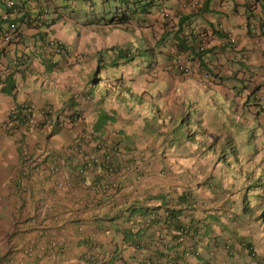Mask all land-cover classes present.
<instances>
[{"label": "clouds", "instance_id": "obj_1", "mask_svg": "<svg viewBox=\"0 0 264 264\" xmlns=\"http://www.w3.org/2000/svg\"><path fill=\"white\" fill-rule=\"evenodd\" d=\"M96 1L102 2L0 0V55L4 46H9L21 60L13 63V67L0 62V129L9 131L0 133V169L6 170L0 174V226L4 230L13 226L17 216L16 229L28 228L34 234L36 230L44 229L43 221L47 219L46 228L51 230L48 232L49 243L59 253L53 256L50 264H109L108 259L104 260L105 257L98 253L95 240L103 231L91 230L80 222L79 217L71 218L69 221H74L75 226L68 230L75 239L69 241L66 223L72 212L52 207L47 198L42 202L41 193L36 196L31 190L42 187L59 197L68 191L72 202L67 207L77 206V202L83 204L84 200L94 203L97 209L106 207L111 200H106L105 194L101 193L100 179L105 174L100 172L101 166L117 165L120 161L123 164L125 156H132L141 175L137 179H126L128 186L124 195L139 196L148 190L152 195L147 201L150 204L160 203L156 197L159 195L163 206L158 212L170 214L181 210L177 223H181V230L185 228L184 223L189 226L186 236L191 245L197 247L206 239L213 244L205 250L198 247L195 254L187 251L182 254L179 250L178 254L184 258L175 261L184 264L192 260V264H203L207 259L208 264H212L213 257L219 264H248L254 257L263 264L264 257L259 256L252 239L244 240L230 231L254 219L264 226V142L253 139L252 143H245L254 135L249 127H241L244 118L234 116L233 106L230 114L239 122L231 120L234 127L231 129L225 124L220 132L219 128L204 125L202 107L184 99L195 86L202 92L208 90L217 83L219 73L211 68L205 55L211 48L220 52V47L211 41L203 51L195 52V37L190 32L192 24L196 22L202 26L206 35L205 26H212L213 22L203 23V19L207 16L210 20L216 16L224 18L225 11L215 9L210 0H202L195 9L174 13L184 1L178 0L172 7L156 8L162 17L159 25H153V22L132 24V16L129 21L118 22L117 16L125 10L122 8L114 11L113 20H109L111 16L107 19L88 17L78 28L71 25L76 29L71 42L55 33V24L66 16L60 12L63 5L78 3L88 8L89 15L96 11ZM206 6L213 13L206 11ZM243 9L244 13V6ZM162 10L169 16L164 17ZM214 13L216 15L212 16ZM247 17L248 14L243 20ZM157 28L162 32L153 43L143 31L150 29L155 33ZM110 35H117L116 40ZM122 35L128 39H123ZM23 36L30 40L28 44L22 42ZM164 42L168 47L163 52L161 64L155 59L140 62L143 51L154 55L155 46ZM197 66H204L206 74L195 68ZM26 84L30 85L27 87L29 93ZM20 94L22 96L18 97ZM230 96L237 101L235 93L224 94L230 104ZM2 98L9 100L3 110ZM213 102L219 104L215 98ZM20 107L23 117L28 119L22 127V131L25 128L27 132V144L16 141L19 131L14 120ZM176 107L178 110L174 115L167 114L161 120L157 116L165 113L166 108ZM171 128L177 129L172 136L168 134ZM42 129L45 131L41 137L39 132ZM35 142L36 147L33 146ZM29 147H32L33 155ZM48 147L53 148L52 152L59 160L56 172H53L52 163L35 169V163ZM113 148L116 150L115 159L111 152ZM67 154L76 160L71 164L77 166L73 172L72 167L64 162ZM91 165H94L95 177L89 169ZM192 168L194 172L189 175ZM32 169L36 172L28 192L38 197L37 205L29 204L30 198L24 191ZM18 189L20 191L16 194ZM25 194L27 202L21 207L16 202L20 204V197ZM178 195L183 196L177 199ZM119 204L121 206L116 207ZM110 207L122 213L115 216L118 222L111 230L122 225L139 230L141 235L137 237L143 238L157 251L165 250V243L173 240L174 232L161 237L158 235L161 234L159 224L145 229L139 217L128 216L125 209H121L127 207L126 201L115 205L111 201L108 209ZM29 217L34 219L33 226L28 223L33 222ZM52 220L54 225H49L47 222ZM237 238L247 242L252 252L247 253L243 245L235 247L234 244L239 243ZM228 243L233 246L230 249L234 254L232 258L228 254ZM56 244L61 245L55 247ZM118 245L121 250L128 246L127 243ZM84 246H89L88 251L84 252ZM40 263V259L34 262Z\"/></svg>", "mask_w": 264, "mask_h": 264}, {"label": "trees", "instance_id": "obj_2", "mask_svg": "<svg viewBox=\"0 0 264 264\" xmlns=\"http://www.w3.org/2000/svg\"><path fill=\"white\" fill-rule=\"evenodd\" d=\"M208 0H205L207 2ZM132 16V13H129L124 10V12L117 16L118 22H124L129 21ZM114 17L111 16L109 20H113ZM133 20V19H132ZM138 22H142V20H136ZM131 21L132 24L133 22ZM139 24V23H138ZM197 26V23L194 22L192 24V28ZM24 113L21 112V107L18 109V113L15 116V122L14 125L17 126V129L19 131V136L16 138V141L27 144L28 141L26 140V129L24 128V131H22V127L24 124L28 122V119L23 117ZM18 117V119H17ZM25 127V126H24ZM9 132L8 130H4L3 128L0 129V133ZM33 146H38V144L35 142L33 143ZM40 147V145H39ZM46 148V146H44ZM53 148L48 147L44 152L41 159H39L35 163V169L39 168L40 166H46L47 164L52 163L53 172H56L55 167L58 165L59 160L55 158V153L52 152ZM116 150L113 148L111 149L112 157L115 159V152ZM32 154V152H31ZM33 155V154H32ZM50 158V159H49ZM76 160L73 156L70 154L66 155L65 164L69 167H72V163H74ZM85 163H81L80 165H84ZM118 165V166H117ZM112 164L109 163L107 166H101L100 172L105 173L103 177L100 179V185H101V193L102 195L105 194L106 200H115V201H126L127 207L121 208L125 209V212L128 216H134L136 215L139 217V221L144 224V228L148 229L151 225L159 224L160 227V233H158L159 236L165 237L169 233H172V239L167 244L163 246L165 250L157 251L154 248H151L152 246L145 242L143 238H138V235H141L139 233V230H133L128 225H122L120 227H117L112 230L113 235L109 236V243L101 244L99 247H101L98 250V253L103 254V257L106 256L108 253V259L109 264H128L126 257L123 256L121 253V249H119V243H117V240L125 241L128 246L135 247L134 250L141 254L139 261H141L140 264H173L175 261V258L181 259L183 255H179L178 251L181 250L182 254L188 253L195 254L198 247L203 248V250L207 249L208 247H213V244L209 243V239L204 240L203 243H201L199 246L195 247L190 244V242L187 240V234L189 233V226L185 224V228L182 230L180 229L181 223H177V217L178 214L181 212V210L177 212H173L170 214H167V212H158V210L163 206V201L160 200L159 195H156V197L159 199L160 203L153 204L150 202H147L150 198L151 192L148 190H145L142 194L140 193L139 196H133V197H127L125 194L126 186H128L126 179H137L138 175H141V171L137 168V164L135 159L132 156H125L124 162L120 161L119 164ZM106 167H110L109 169ZM77 168L76 165L72 167V172ZM92 174V177H95V171H94V165H91L90 168ZM109 171V172H108ZM35 170H31V179L27 180L24 186L25 193L27 192V195L30 198L29 204L31 205H37L39 203L38 197H34L32 193H35L36 196L40 195L43 197L41 201L45 198L50 200V205L56 206L57 209L60 207H66L69 203L72 202V195L67 191L66 195L63 197L56 196L55 194H50V191H47L40 187L35 190H31V192H28L32 186H33V174L35 173ZM79 174V172H78ZM115 175V177H113ZM68 180H66V183ZM134 186L133 184H130ZM20 189H18L15 193H19ZM12 195L15 196L14 193ZM46 195V196H45ZM176 195V194H175ZM19 196V194H18ZM114 196V197H113ZM183 195H178V197H182ZM83 198L86 197L85 195L82 196ZM20 204L19 202H16L17 205H20L21 207L25 206L27 202V196H21L20 197ZM104 200V198L102 199ZM73 203L75 201L73 200ZM78 205H82L81 202H77ZM83 204H87L86 200H84ZM112 213L108 215V218L111 220L109 223L105 224L104 222H96L97 230L98 231H104L105 229L111 228L116 222H118L115 218V216H120L122 213L119 209H112ZM186 216H189L187 214ZM31 218V217H29ZM17 216L14 218L13 226L8 227L4 230L5 232V239L3 240V248L0 251V264H34L38 262V260H41L40 264H50L53 261V256H58L59 253L57 250H54L52 246L49 243V233L44 232V230H36L34 234L33 231L29 230L28 228H25L24 230L20 228L16 229L17 223H16ZM98 219V217H97ZM20 220V218H19ZM25 221L22 222V225ZM187 226V227H186ZM181 230V232H175ZM239 241L236 242L238 245H235V247H239L243 245V247L246 248L247 253L250 251L252 252V249L248 248L247 242L244 243L240 241L239 238H237ZM149 242V241H148ZM136 243V244H135ZM94 244V243H93ZM61 244H56L55 247ZM106 246V247H103ZM86 247L84 252L88 251V247ZM228 247V254L229 257H233V253L230 252V249L233 247L229 243L227 244ZM152 249V250H151ZM156 250V251H155ZM145 254V257L142 258V256ZM137 257H139L137 255ZM184 258V257H183ZM212 264H219L216 263L215 259L212 257ZM102 262V261H101ZM203 264H208L209 260L204 259ZM256 264H262L257 259ZM264 264V263H263Z\"/></svg>", "mask_w": 264, "mask_h": 264}, {"label": "crops", "instance_id": "obj_3", "mask_svg": "<svg viewBox=\"0 0 264 264\" xmlns=\"http://www.w3.org/2000/svg\"><path fill=\"white\" fill-rule=\"evenodd\" d=\"M214 0H210L211 4L213 3ZM237 1V0H235ZM238 2V1H237ZM237 4H240L239 2ZM237 4H234V10H232V14L235 17L236 20L234 21H242L245 17L246 14L243 13V5L242 6H237ZM206 11H211L210 8H208V6H206ZM212 12V11H211ZM210 12V13H211ZM213 13V12H212ZM248 14V13H247ZM200 15H203V13H201ZM216 14L214 13L212 16H215ZM254 15V14H253ZM252 17V16H250ZM254 17V16H253ZM224 20L229 21L225 18V14H224ZM230 22V21H229ZM204 23V21H203ZM206 23V22H205ZM233 23V22H232ZM206 28L208 27V25L205 26ZM240 31V30H239ZM264 34V32H263ZM262 34H259V36H255V40L251 41V39L249 38H245V37H239L241 39V42L244 43L245 46L249 47V58H250V62H254L255 66L257 64H260V60L259 58L263 57L264 54V46L259 45V41L261 38ZM244 39V40H243ZM217 47V46H216ZM218 50V47H217ZM216 51V48H211L209 49V53H207V55H205V58L212 63L214 58H217V55L219 56L220 60L219 63H221L220 69H219V73H218V81L217 83H214L213 86H210V88L204 92H202V90L198 87L195 86L193 88V90L189 93V95L187 94V97L185 96L184 99L187 100V102H191L193 105H195L196 107L203 108V121H204V125L206 126H210L212 128H219L220 132L223 128V126L226 124V126H228L229 128H233L234 127V123L235 121H237V123L239 122V120H236L234 117H232V115L230 114V110L232 108V105L228 102V100H226L222 94H231V85L234 86L233 87V94L235 93L237 96V100H240L241 104L244 105H248V103L250 105H248L250 107V111L251 113L255 116L254 117V121L257 122V126L260 127L262 134H260L259 138L257 140H261L264 142V78L263 77H259L257 70H249L246 68L248 61H245L244 63L239 62V63H235V62H231L226 58V53L228 51H226V53L224 52V50H222V52H214ZM250 53L252 54V57L250 56ZM17 59L19 60V58H16L14 52L12 49L9 48V46H4V49L1 50V55H0V62L6 66V67H13V63L15 62H21V60L17 61ZM218 59V58H217ZM34 61V60H33ZM249 62V63H250ZM0 63V64H1ZM193 66H195L193 64ZM1 67V66H0ZM16 69L19 71L20 68L16 67ZM241 76L243 78V80L245 81L243 84V88H241L238 84L236 83H231L230 85L226 84V80L225 77H230V78H235ZM248 82H252L251 86H249ZM30 86L28 84H26V92L29 93V90L27 89V87ZM20 91L23 93V89ZM255 92H261L262 94V98L261 100H258L256 98L253 97V94ZM216 94H219L221 96V98L219 99V104H216L213 102V99L215 98L214 96ZM22 94L18 95V97H21ZM249 96L251 97L249 100ZM210 98V100H209ZM2 104H1V110L5 109L7 104H8V98H2ZM262 103V106L259 104ZM210 108V111H208V109ZM248 109V108H247ZM263 113V115H261ZM231 120L233 122H231ZM247 122H249V120L247 118L244 119V122L242 124V128L246 129V127H248ZM255 139L253 138H248V141L245 142L247 143H252V140ZM249 148V147H248ZM112 202H114V205L116 204V202L119 201H115V200H111ZM108 201V204L105 206H103L100 209L95 208V204L87 202V204H82L81 206L77 204V206H69V207H63L62 209L68 211V212H72V215L70 217L67 218V221H69L71 218H75V217H79L80 218V222H84L88 227L91 228V230H97V225L95 224L96 222L100 223L101 221L104 222L105 224L109 223L111 220L108 218V215L110 213H112V208L110 206V202ZM121 204L116 205V207H120ZM75 207H79L76 211H74L73 209ZM48 216V215H47ZM50 216H48L47 218H49ZM98 217V219H97ZM31 220L33 222H28L30 226H33L35 224L34 219L31 218ZM47 219H45L43 221V227H44V232H51V230L46 228V222ZM49 225H54V221L52 220L50 223L47 222ZM74 227L75 226V222L74 221H69L66 223V227H67V235L66 238L69 239H75L74 236H72L70 234V230H68V228L70 227ZM52 229V228H50ZM103 234L97 235V237L95 238V240L97 241V247L100 249L101 247H99L101 244H106L109 243V236L113 235V232L111 230V228L109 229H105L103 231ZM253 237V236H252ZM252 237H249L252 239ZM242 239H244L242 237ZM248 238H245L244 240H246ZM253 241V239H252ZM257 243H259V240H256ZM117 243H122L123 245H125V241H121L117 240ZM253 245L255 247V244L253 242ZM80 246V245H79ZM89 247V246H88ZM106 247V246H103ZM81 249H83L81 247ZM120 249V247H119ZM259 256L264 257V249H260L257 251ZM121 253L123 254V256L126 257L127 263L128 264H140L141 261H139L138 258H140L141 254L136 252L134 250V248L130 247V246H126L123 248V250L121 251ZM103 255V254H101ZM137 255L139 257H137ZM145 255V254H144ZM143 257V256H142ZM108 258V253L106 254L104 260ZM178 258V257H177ZM175 258V259H177ZM78 261V260H76ZM192 262V260H190ZM227 262H233L230 259H226ZM80 262V261H78ZM189 262H185L184 264H192ZM257 259H255L254 257L249 259V263L248 264H256ZM124 264V263H122ZM173 264H181L179 260H176L175 262H173Z\"/></svg>", "mask_w": 264, "mask_h": 264}, {"label": "rangeland", "instance_id": "obj_4", "mask_svg": "<svg viewBox=\"0 0 264 264\" xmlns=\"http://www.w3.org/2000/svg\"><path fill=\"white\" fill-rule=\"evenodd\" d=\"M178 2V0H102V2L100 1H96L95 4L97 5L95 7L94 14L93 13H89L88 15V8H85L83 6H81L78 3L72 4L71 6H67L63 5V7L61 8L60 12L64 15H69L70 19H68L66 16L62 17L60 19V21L55 24L54 26V31L55 33L61 37L62 39L71 42L74 34L76 32V29L74 27H72L71 25L75 26L78 28V25L83 24L86 20H88V17H104V18H109L114 11L116 12L117 10H120L122 8L126 9L127 12L132 13V19L134 21L136 20H142L143 22H153V25H159L161 22V15L160 13H157V7L158 6H162V7H172L174 6L176 3ZM234 4L236 5L237 2H234L233 0H231V2L229 3V6L227 8H225V12H223L225 14V18L227 20H229L230 22H233L235 24H238L235 17L232 14L231 9L234 7ZM75 6V7H74ZM237 6H242L241 4H237ZM0 8H1V3H0ZM211 12V11H209ZM155 20H157L158 22L156 23ZM204 22L210 23L211 20L209 19V16H207L205 19H203ZM254 20V17H250L249 21ZM143 24L142 22H133V24ZM238 31V27H236V32ZM146 36L149 38V40L151 42H155V39L161 35V28H157V32L153 33L150 29H144L143 31ZM117 35H110V38L112 40H116ZM123 39H128L127 36L122 35ZM139 40V39H138ZM29 39L26 36L22 37V42L24 44H28L29 43ZM259 45H263L264 46V34L261 35L260 41H259ZM168 47L167 42H164L163 44H158L155 46V54H151L149 51H143L140 54V62H146V61H151L153 59L156 60L157 64H161L164 61V55L163 52L164 50H166ZM230 49L229 46H224V47H220V53L222 52V50L224 51H228ZM250 56L252 57V54L250 53ZM260 60V64H257L255 66L254 62H250V58H248V64L246 66L247 69L253 71V70H257L259 77H263L264 78V54L263 57L259 58ZM250 62V63H249ZM91 63L93 64V60L91 61ZM226 80V84L230 85L231 83H236L238 84L241 88H243V84H244V80L241 76L235 77V78H230V77H225ZM252 82H248L249 86H251ZM233 87L231 85V95H232V90ZM222 96L224 97V94H222ZM215 101L219 102V99L221 98V96L219 94H216L215 96ZM11 98V97H10ZM250 96H249V100H250ZM229 101L231 102L233 109H234V116H238L240 118H247L249 120V122H247L249 129L252 131L254 138L258 139L261 133V129L260 127L257 126V122L254 121V115L251 113V109L248 105H250L248 103V105H244L240 103V100L238 101H234L232 99V97H229ZM248 108V109H247ZM150 109V107H149ZM170 110V112H169ZM178 110V108H171V109H167L166 108V112L165 113H158L157 116L160 118V120L167 114L169 115H174L176 113V111ZM150 114V111H149ZM263 115V113L261 114ZM238 119V118H237ZM159 120V121H160ZM187 121V119L185 118L183 120V123L185 124ZM177 129L172 130V128L168 131V134L170 136H172L174 133H176ZM45 130L42 129L39 134L42 137L43 136V132ZM29 151H33L32 147H29ZM1 159H0V163H1ZM6 170H1L0 169V174L4 173ZM194 172V168L189 169L188 174L192 175ZM38 185V183H37ZM1 193V192H0ZM2 194H6V192H2ZM231 234H233L234 236H238V237H243L245 238H249L251 236L253 239V242L255 244V250L258 251L260 249H264V226L260 225V222L258 220H253V221H249V223H246L244 225H242L239 228H234V230L230 231ZM5 239V232H4V228L2 226H0V251L2 250V248L4 247L2 242ZM256 240H259V243H257Z\"/></svg>", "mask_w": 264, "mask_h": 264}, {"label": "built area", "instance_id": "obj_5", "mask_svg": "<svg viewBox=\"0 0 264 264\" xmlns=\"http://www.w3.org/2000/svg\"><path fill=\"white\" fill-rule=\"evenodd\" d=\"M240 4L244 6L246 11L244 13H248L247 20H243L242 23L233 24L229 21L224 20L223 17L216 16L211 21L213 22L212 26L208 25L205 31L206 35L202 32V26H195L190 29L191 34L195 37V52L203 51L209 43L212 41L218 47L229 46L230 49L226 53V58L235 62L236 64L239 62L244 63L249 58V47L245 46L244 43L241 42L240 36L243 38H249L251 41H254L255 36H259L260 32H264V0H237ZM236 1V2H237ZM202 0H184L179 7L174 10V13L184 12L185 10L195 9L200 6ZM231 0H216L213 1L212 6L218 10H225L229 6ZM237 2V3H238ZM164 17H168L169 13L167 11H161ZM254 14V15H253ZM254 16V20L249 21V17ZM236 27L240 32H236ZM212 30L216 35L213 34ZM244 40V39H243ZM180 54L183 53L182 50H179ZM184 54V53H183ZM218 58V59H217ZM214 58L213 62L210 63L211 68L214 71H219L221 63H219L220 58ZM201 71V73L206 74L207 70L204 66L195 67ZM253 97L261 100L262 94L261 92H255Z\"/></svg>", "mask_w": 264, "mask_h": 264}]
</instances>
